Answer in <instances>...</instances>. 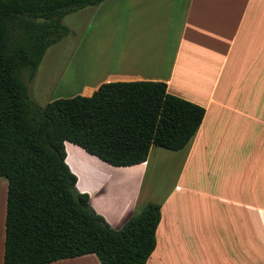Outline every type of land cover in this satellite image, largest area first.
<instances>
[{
  "label": "crops",
  "instance_id": "crops-1",
  "mask_svg": "<svg viewBox=\"0 0 264 264\" xmlns=\"http://www.w3.org/2000/svg\"><path fill=\"white\" fill-rule=\"evenodd\" d=\"M72 17L85 18L81 41H129L130 47L119 49V68L97 79L68 84L62 77L69 95L58 98L91 96L105 82L151 81L205 109L184 149L151 148L147 161L137 165H145V173H135L130 196L120 194L112 207L96 209L93 202L109 187L119 189L97 171L88 176V189L77 190L89 195L93 209L116 230L148 202L160 205L156 247L146 264H264V0H105L64 18L76 37L78 21ZM86 45L85 51L92 49ZM74 87L81 90L72 94ZM159 160L171 187L153 201L158 176L152 177V168L157 171ZM150 170L152 191L141 205ZM79 259L99 264L93 254L50 264Z\"/></svg>",
  "mask_w": 264,
  "mask_h": 264
},
{
  "label": "trees",
  "instance_id": "trees-1",
  "mask_svg": "<svg viewBox=\"0 0 264 264\" xmlns=\"http://www.w3.org/2000/svg\"><path fill=\"white\" fill-rule=\"evenodd\" d=\"M105 0H0V178L7 181L3 264H50L93 254L100 264H146L160 205L148 203L112 228L76 189L70 143L115 168L137 167L152 147L184 149L205 109L163 82L102 83L91 96L32 103L47 50L71 33L66 16Z\"/></svg>",
  "mask_w": 264,
  "mask_h": 264
},
{
  "label": "rangeland",
  "instance_id": "rangeland-1",
  "mask_svg": "<svg viewBox=\"0 0 264 264\" xmlns=\"http://www.w3.org/2000/svg\"><path fill=\"white\" fill-rule=\"evenodd\" d=\"M76 18V21H78L77 26L75 27L77 31L76 37L75 35H69L70 38H64L61 42L54 45L55 47L52 46L47 50L49 53L47 52L48 55L46 56L44 61L40 63L37 74L32 82H28L27 79L23 77V80L28 88V96L30 101L39 107H44L47 103L58 97H67L66 95H69L64 93L67 87L62 85L64 83L63 81L62 83L60 82V79H62V77H64L66 81L68 80V84H70L69 81L71 79L72 82L76 81V83H81L85 80L90 81L92 77H96L94 79H97L101 77L105 73V71H113L119 68L118 60H116L119 55V49L125 47L127 48V50H129V41H115L112 39L101 40L99 38H95L91 42H87L89 44L86 45L87 43L85 42V40L81 41L83 36L82 26H85V21L83 22V20L85 18L82 19L83 17H72V19ZM85 45L90 46L89 48L92 49H86L85 51ZM74 49H77V52L75 55H73V57H70V52H72V50ZM80 90V87H74L70 89L72 94H75ZM65 148L67 151V163L70 166L69 168L72 169V171L79 179L78 188L80 191H85L86 189H88V176L91 174V171H97L98 173L105 175L113 183H116V185L119 186L118 192H113L111 186L107 189V192L104 196L97 198L93 202L95 208L100 211L103 210V208H105V206L107 205L112 207L120 194L126 197L130 196L135 188V185L133 184V178L138 177V175L135 173H138L139 177L145 173V165H142L140 167H133L130 169L117 170L101 164L92 157L86 155L85 152L82 151V149L70 143H66ZM159 150H156L155 152H160ZM167 154L171 155V153ZM153 161H151V164ZM157 162H159L157 171L155 166H153L152 168V173H154L152 177L155 174L156 176H158V188L157 190L156 188L154 190V192H156V196H154L153 201H155L158 196H161L163 188L165 190L168 187H171L169 173L165 171L162 174V166L165 165L164 162L161 160ZM150 174L151 170L149 171L150 178L147 177V185H144V188L142 190V194L140 197L142 198L140 199L141 205L149 201L147 195H149V193L152 191L150 184ZM139 183L140 185L138 190L140 191L143 180H141V182ZM120 186L122 187L120 188ZM6 189L7 181L4 178H0V228L1 214H3V212L5 211ZM73 264L90 263L85 261V259H79L78 261H74Z\"/></svg>",
  "mask_w": 264,
  "mask_h": 264
},
{
  "label": "water",
  "instance_id": "water-1",
  "mask_svg": "<svg viewBox=\"0 0 264 264\" xmlns=\"http://www.w3.org/2000/svg\"><path fill=\"white\" fill-rule=\"evenodd\" d=\"M85 152V151H84ZM86 153V152H85ZM87 154V153H86ZM88 155V154H87ZM88 156H90V157H92V158H96V157H94V156H91V155H88ZM66 158H67V156H66ZM97 159V158H96ZM97 160H99V159H97ZM100 161V160H99ZM100 162H102V161H100ZM103 163V162H102ZM110 166V165H109ZM112 167V166H111ZM115 168V167H114ZM78 184H79V179L77 178V183H76V189H78Z\"/></svg>",
  "mask_w": 264,
  "mask_h": 264
}]
</instances>
